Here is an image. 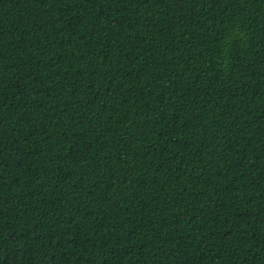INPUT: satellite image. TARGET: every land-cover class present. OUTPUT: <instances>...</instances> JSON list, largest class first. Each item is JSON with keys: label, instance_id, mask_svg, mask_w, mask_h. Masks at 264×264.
<instances>
[{"label": "trees", "instance_id": "trees-1", "mask_svg": "<svg viewBox=\"0 0 264 264\" xmlns=\"http://www.w3.org/2000/svg\"><path fill=\"white\" fill-rule=\"evenodd\" d=\"M0 264H264V0H0Z\"/></svg>", "mask_w": 264, "mask_h": 264}]
</instances>
